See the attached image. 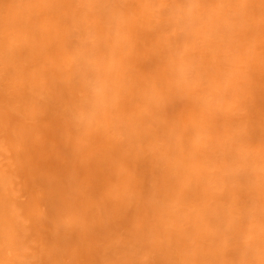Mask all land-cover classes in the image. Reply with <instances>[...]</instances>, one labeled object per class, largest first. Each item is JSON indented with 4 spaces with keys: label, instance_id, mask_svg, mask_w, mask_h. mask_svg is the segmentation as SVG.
Segmentation results:
<instances>
[{
    "label": "clouds",
    "instance_id": "1",
    "mask_svg": "<svg viewBox=\"0 0 264 264\" xmlns=\"http://www.w3.org/2000/svg\"><path fill=\"white\" fill-rule=\"evenodd\" d=\"M0 264H264V0H0Z\"/></svg>",
    "mask_w": 264,
    "mask_h": 264
}]
</instances>
